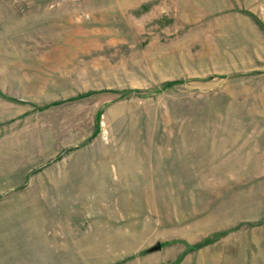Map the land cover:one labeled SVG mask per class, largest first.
Wrapping results in <instances>:
<instances>
[{
  "label": "rangeland",
  "instance_id": "374dc122",
  "mask_svg": "<svg viewBox=\"0 0 264 264\" xmlns=\"http://www.w3.org/2000/svg\"><path fill=\"white\" fill-rule=\"evenodd\" d=\"M0 264H264V0H0Z\"/></svg>",
  "mask_w": 264,
  "mask_h": 264
},
{
  "label": "trees",
  "instance_id": "16d2710c",
  "mask_svg": "<svg viewBox=\"0 0 264 264\" xmlns=\"http://www.w3.org/2000/svg\"><path fill=\"white\" fill-rule=\"evenodd\" d=\"M182 80H170V81H166L164 82L159 88L157 89H154V90H149V92H155V91H160V90H163V89H166V88H169V87H172L174 86L175 84H178L180 83ZM131 90V89H129ZM133 90H138V89H133ZM127 91V90H126ZM100 113H101V108L97 111L96 113V117H95V130L93 132V134L97 133V131L99 130V116H100ZM165 244V242H161V243H158L156 244V247H159V246H163Z\"/></svg>",
  "mask_w": 264,
  "mask_h": 264
}]
</instances>
